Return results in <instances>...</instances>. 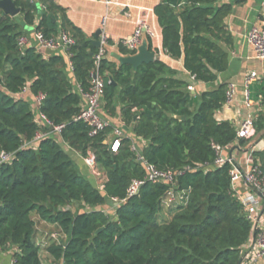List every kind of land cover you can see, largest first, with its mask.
Instances as JSON below:
<instances>
[{"label":"trees","instance_id":"obj_1","mask_svg":"<svg viewBox=\"0 0 264 264\" xmlns=\"http://www.w3.org/2000/svg\"><path fill=\"white\" fill-rule=\"evenodd\" d=\"M13 2L19 17L0 9V154L12 156L0 165V253L11 249L15 264H44L43 250L54 264H239L253 225L232 187V165H215V146H248L233 123L215 118L227 102L228 85L197 98L188 81L160 60L134 71L130 64L102 58V107L112 118L119 114L131 132L113 152L112 125L91 136L87 124L74 121L82 94L91 88L99 48L56 2ZM232 10L219 0H162L155 7L164 51L173 59L184 56L196 82H216L229 68L233 38L225 21ZM21 22L48 37L61 26L76 39L70 62L78 90L63 56H46L36 46L20 49L18 40L26 34ZM119 49L135 53L122 44ZM39 94L46 95L40 113L52 127L64 125L59 134L37 118L33 102ZM263 108L255 115V136L264 134ZM38 135L45 136L36 141ZM133 137L146 143L139 152L132 149ZM61 141L85 158L95 154L103 189L80 174ZM139 155L172 172L175 183L146 182L129 197L131 184L147 174ZM255 156L253 164L264 175V157ZM108 201L113 211L99 208ZM73 204L85 208L74 210ZM34 214L57 226L65 240L41 245Z\"/></svg>","mask_w":264,"mask_h":264},{"label":"crops","instance_id":"obj_2","mask_svg":"<svg viewBox=\"0 0 264 264\" xmlns=\"http://www.w3.org/2000/svg\"><path fill=\"white\" fill-rule=\"evenodd\" d=\"M52 1L66 9L68 18L88 37L95 39L96 33L99 30H101L102 33H107L112 43L109 44L107 48L106 58L112 62L123 64L122 60L137 55L143 44H147L149 50V45L151 43L153 50L149 51L155 54V60L164 62L177 72L180 79L188 81L190 84V92L197 98H200L204 92L217 89L223 84H235L236 93L234 100L230 104H225L222 109L216 112L215 118L218 122L229 121L238 129L241 122L246 117L249 115L255 117L256 113L262 110L264 103V92L262 91L264 88V60L255 57L248 42V35L254 26L264 23V0H219L220 5L231 4L233 6L231 14L225 21L231 32L233 45L228 49V70L219 73L216 82L212 83L196 82L184 67V56L180 59H173L164 51L162 28L160 27L154 11L155 7L162 0H109V2H106L107 0ZM34 2H38V5H40L39 0H34ZM40 20L41 15L38 16L37 23H39ZM140 22H145L149 31L144 33L137 52L134 54H123L119 49V42L129 38ZM59 25H61L60 20ZM29 28L30 29H26L25 34L29 39L28 46L37 47V43L34 40V30L31 29L32 27ZM58 29L61 31V26H59ZM42 52L46 56L61 55L64 57L68 74L72 80H74L73 84L78 90L79 86L73 77L70 59L63 51L48 52L47 50H42ZM136 70L137 69H134V71ZM251 72H256L259 77L249 86V99L252 106L248 108L246 105V92L248 90L247 77ZM25 96L29 99L32 98L29 91L26 92ZM34 106L36 116L41 120L39 108L35 104ZM119 110L120 107H118V111ZM101 113L105 117L104 119L114 128H119L121 126L125 128L119 114L117 117L112 118L104 112L103 107ZM124 131L131 135L129 130L124 129ZM110 138L113 140L114 132L111 133ZM133 139L134 147L139 152L146 143L141 139H136L134 137ZM246 140H248L247 147H242L238 142H235L232 146L225 148L223 151L225 157H232L234 159L236 166L243 173L247 172L252 167L254 159H256L255 152L261 153L264 157V134L258 136L253 135ZM61 143L75 162L77 169L86 175L89 180L96 183V176L100 174V171L98 169L95 171L92 170L86 164L85 157L69 148L62 141ZM237 187L241 194L250 191L242 182L237 184ZM114 205L116 204L114 203ZM41 223H44L46 226H55L44 221H41ZM39 236L43 238L45 234L42 233ZM12 255L13 252L11 249L4 253H0V263H9L13 258ZM41 255L45 257L44 259L48 264H54L53 259L46 251H42ZM44 264H46L45 261Z\"/></svg>","mask_w":264,"mask_h":264},{"label":"built area","instance_id":"obj_3","mask_svg":"<svg viewBox=\"0 0 264 264\" xmlns=\"http://www.w3.org/2000/svg\"><path fill=\"white\" fill-rule=\"evenodd\" d=\"M106 2H109V0ZM146 31H149L148 26L145 22H140L134 33L129 38L121 40L119 44L124 45L131 52H137L141 45L142 37ZM34 36V40L37 43V47L39 49L50 52L61 50L69 59L72 56V48L77 44L76 39L72 35L62 30L57 34L48 37L42 31L34 29ZM109 40L110 38L105 32H103L99 37V53L96 55L98 64L97 68L92 71L90 75L91 88L88 92L82 94L84 104L82 105L80 113L74 118L75 122L85 123L91 128V136H97L101 134L110 126V123L101 115L102 102L105 96L106 80L99 70L100 60L107 55ZM248 42L255 57L264 60V23L254 26L251 29L248 35ZM28 43L29 39L26 36H22L18 40L20 49H25L28 46ZM71 68L73 70L72 64ZM258 77L259 76L256 72H251L247 77L248 90L246 92V105L248 108L252 106V103L249 99V86L254 81H256ZM235 93L236 85L229 84L226 92V104H230L234 100ZM45 98V94H39L38 96L34 97V104L38 108L41 107ZM41 120H43L46 125L52 126L42 114ZM63 128L64 125L55 127L54 132L59 134ZM124 133L125 131L122 126L115 128L114 138L111 141L113 152H117L120 146V140L123 138ZM254 133L255 117L253 115H249L241 122L239 128L237 129V138L248 139L253 136ZM44 136L45 135H38L36 137V141L40 140ZM132 149L138 152L134 145ZM215 149L218 153L217 159L215 161L216 166H223L227 163L232 165V170L230 173L232 178V187L245 210L247 218L253 225V237L244 248V260L242 264H264V175L262 170L260 166L253 164L247 172L243 173L238 169L232 157L228 158L223 155L225 148L215 146ZM11 159L12 156L9 154H0V165L10 162ZM85 160L86 164L92 170L95 171L98 169L95 154L89 153ZM138 161L144 162L143 157L139 155ZM144 163L147 171L146 177L142 181H134L131 184L128 190L129 197L136 195L146 182L153 184L164 183L167 185H173L175 183V175L172 172H162L156 169L153 165H150L146 162ZM240 182H242L243 185H245V187H247L250 191L245 194H241L237 187V184ZM100 189H103V185ZM174 201V197H171L169 200L171 203ZM114 203L117 205L118 201L114 200ZM0 264H15V261L12 259L9 263Z\"/></svg>","mask_w":264,"mask_h":264},{"label":"water","instance_id":"obj_4","mask_svg":"<svg viewBox=\"0 0 264 264\" xmlns=\"http://www.w3.org/2000/svg\"><path fill=\"white\" fill-rule=\"evenodd\" d=\"M0 9L3 11L4 15H9L11 17H19L20 16V9L16 8L14 5L13 0H0ZM21 26L25 29H30L26 26L24 22H21ZM34 30V28H31ZM102 34V31L99 30L96 33L95 39L92 40L93 45L96 48H99L100 42L99 37ZM50 52V51H48ZM155 61V54L153 52H150L148 50L147 44H143L137 55L131 56L129 58L123 59V64H130L133 66L134 69H137L142 64H148ZM180 120H186V117H179ZM52 131H54V127L49 126ZM125 130H128L127 127L124 128ZM244 260V257H242L239 261V264H242Z\"/></svg>","mask_w":264,"mask_h":264},{"label":"rangeland","instance_id":"obj_5","mask_svg":"<svg viewBox=\"0 0 264 264\" xmlns=\"http://www.w3.org/2000/svg\"><path fill=\"white\" fill-rule=\"evenodd\" d=\"M80 174L87 177L86 175H84L81 171ZM104 182V177L103 175L100 173L99 175L96 176V184H98L97 186L102 188ZM74 210H78L81 209V207L85 208L83 205L80 204H73L72 205ZM87 208V207H86ZM100 209L105 210L106 212H110L113 211L111 210L113 208V203L111 201H108V203L103 206V207H99ZM89 210V208H87ZM164 214V212L162 213V215ZM35 220L37 221V226H38V236L40 234H45V237L41 238L40 236L38 237V242L41 245H46L51 241H57V242H62L63 240H65V236L62 235L60 229L56 226H46L44 223H41V221L39 220L38 216L36 214L33 215ZM45 251V250H43ZM45 257H43V260L45 261L46 264H48V262L44 259Z\"/></svg>","mask_w":264,"mask_h":264}]
</instances>
